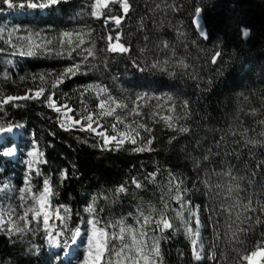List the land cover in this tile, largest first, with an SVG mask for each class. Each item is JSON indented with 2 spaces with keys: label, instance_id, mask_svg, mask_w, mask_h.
Instances as JSON below:
<instances>
[{
  "label": "trees",
  "instance_id": "1",
  "mask_svg": "<svg viewBox=\"0 0 264 264\" xmlns=\"http://www.w3.org/2000/svg\"><path fill=\"white\" fill-rule=\"evenodd\" d=\"M128 3L127 14L120 3H111L100 18L91 15L92 0H66L33 13L32 9L17 7L18 11L25 10L24 16H0V93L11 87L19 75L44 73L54 82L66 68L80 62V55L68 56L69 47L61 43L63 33L84 30L81 34L85 43L81 48L92 47L93 42L95 45V57L81 63L76 75L63 77L57 88H52V82L45 86L40 98L0 106V128H21L43 153V163L36 172L29 173L22 159L12 161L4 156L6 147L15 144L12 139L7 138L0 145V189L5 184L10 186L1 193L3 204L22 212L19 197L26 179L33 192L41 191L48 179L55 193L51 204L60 212L67 210L68 241L75 230L92 218L87 208L94 197L95 215L101 226L123 219L136 229L140 228L138 209L156 219L167 202L166 212L175 231L161 233L155 224L145 226V254L153 256L152 246L158 240L163 264H243L240 256L264 233V124L260 123L264 120V0ZM197 8L203 11L208 41L201 39L194 27ZM9 10L0 0V13ZM114 16L122 17L120 27L106 19ZM89 28L91 34H84ZM245 30L248 36H244ZM117 31L122 42L130 45L127 55L103 51L104 37ZM29 36L33 44L41 47L34 49V55L22 56L20 52H27L29 44L24 38ZM9 39L11 43L6 42ZM163 41L170 47L164 48ZM216 52L220 56L212 63ZM181 59L188 68L179 66ZM12 60H16L17 67ZM133 61L145 71H140ZM157 61L165 71L151 68ZM95 85L106 86L129 108L134 107L138 94L147 93L148 98L137 101L142 115L128 116V121L139 120L151 128L150 133L140 130L137 140L152 139V151L134 152L136 145L130 143L118 151L102 149L100 136L79 127H61L59 116L45 98L58 90L81 105L96 107L98 90L88 88ZM169 96L172 100L167 99ZM183 101L189 102L191 113L186 119L180 118L184 116ZM173 105L175 111L170 110ZM253 108L257 109L255 115L250 114ZM117 111L127 115L126 110ZM165 116L174 118V128L159 119ZM180 127L189 131L180 132ZM249 140L256 143L249 144ZM65 171L66 179L62 177ZM229 172L230 176L225 175ZM149 173H156L154 181L146 179ZM133 177L143 187L136 188L131 183ZM178 182L182 190L187 189L182 192L183 207L173 198V185ZM217 184L223 187L217 188ZM120 185H126L128 190L116 193ZM228 187L233 189L231 197L227 196ZM236 201L240 205L251 201L255 211L245 212L240 206L229 216L221 208L222 203ZM177 211L182 216H177ZM191 212H196L200 220L198 244L203 245V260L199 261L193 257L186 234V220H191L188 226L196 227ZM237 212L241 220L250 217L246 224L236 220ZM257 219L261 223L257 224ZM30 227L31 231L11 235L0 231V264H64L61 254L47 244L43 224L34 221ZM238 227L249 230L238 232L239 239H233L232 231ZM213 254L214 259L210 258Z\"/></svg>",
  "mask_w": 264,
  "mask_h": 264
},
{
  "label": "snow or ice",
  "instance_id": "2",
  "mask_svg": "<svg viewBox=\"0 0 264 264\" xmlns=\"http://www.w3.org/2000/svg\"><path fill=\"white\" fill-rule=\"evenodd\" d=\"M3 2L6 3L9 8L18 7L21 9L28 8L44 10L66 2V0H20L19 3H13V0H3ZM111 3H120L125 14H127L130 9L128 0H92V4L90 5L91 15L96 18H100L103 15V9H107ZM200 13L201 9L197 8L195 13V23L198 30L200 31V35L205 36L203 27L199 21ZM106 19L114 21L115 25L118 27L121 24L122 17L114 16L107 17ZM83 31L84 30L75 33H63L64 39L61 40V43L66 44L69 47L70 51L68 52V56L71 58L73 53H75L76 55H80L82 59L80 62L74 63L66 68L64 72L57 77L56 81L53 82L52 88H57L60 83H63V77L71 78V76L76 75L80 71L81 63L87 62L89 57H95L94 42L92 47L81 48V46L85 43L83 35L81 34ZM91 31L92 30L89 28L84 34L90 35ZM243 34L244 36H247L248 31L245 30ZM36 35H39V33H37ZM73 36H75V40L72 39ZM0 39H3L2 35H0ZM24 39H27L29 41L28 51H21L20 55H34V49L40 48L41 45L33 44L31 41V36ZM104 39L106 40V47L103 49V51L118 55H127L130 52V45L126 42H122L121 34L118 31L115 35L109 34L104 37ZM6 42L11 43V39ZM47 43L50 44L51 41H48ZM162 46L164 48L170 47V45L166 41L162 42ZM143 51L144 49H141V52ZM84 53H86V55H84ZM62 54L63 53H61V55ZM219 56L220 53L216 52L212 58V63H216V60ZM133 63L140 71H145V68H142L140 64L136 63L135 61H133ZM165 63H167V61H165ZM178 64L183 68L189 67L182 59L178 61ZM151 68H158L161 71L166 70L161 67L159 61L152 63ZM21 79H23V77H21ZM40 79L44 80L45 78L41 76ZM91 87H95L98 90V103L96 105L98 111L88 112V110L85 109L87 115H83L80 119H73L69 117V119H72L73 126L80 125V130L82 131L86 130L96 132L98 136L102 137L103 143L100 145L102 149L118 151L125 145V143H130L132 145H136L132 148V151L134 152L152 151L153 149L150 147L152 144V139H147L146 142L143 138H141L139 141L137 140V137H140V130L150 133L151 128H149L146 123L139 120L133 119L130 122L128 121V116L139 117L142 115V113L139 111L140 105L139 103H137V101L148 98L147 93L138 94L136 100L133 101L134 107L129 108L128 103H126L124 99L112 96L106 86H88V88ZM28 92H34V94L29 95L28 93H25L24 96L7 95L2 100H0V106L8 104L9 102L15 100L37 99L44 94L45 89L43 87H40L36 90L29 89ZM55 96L56 93L53 91L45 98V102L50 108H53L57 113H60L62 108L65 109V116H67V112L75 111L74 109L69 108L67 104L61 103L58 105L57 100L53 99V97ZM167 99L172 100V97L169 96L167 97ZM182 108L184 110V116L180 118L186 119L191 114L189 111V102L183 101ZM118 109L121 111L126 110L127 115L119 114L117 111ZM170 110L175 111V106L173 105ZM256 112L257 109L253 108L251 109L250 114L255 115ZM155 115L159 116V113H156ZM106 117L113 118L111 131L116 133L115 135H108V129L100 123V120ZM159 119L163 120L167 127L174 128V118L172 116L159 117ZM85 121L86 123H84ZM260 123L264 124V120L260 121ZM93 124L97 125L98 128H101L102 131L97 132V129L93 127ZM118 125L123 127H118ZM61 126L63 127V124ZM5 131H11V129L0 128V132ZM179 131L188 132L189 129L186 127H180ZM245 131H247V129H245ZM232 134L236 135L235 132H233ZM247 143L255 144L256 141L249 140L247 141ZM93 146L95 147L96 145ZM7 154L11 155L12 153L11 151H9ZM30 155L36 156V153L32 152L30 153ZM40 155L42 156L43 153H40ZM205 159H207V157H205ZM29 167L31 169V163ZM155 175L156 173H149L146 179L152 178L154 181ZM225 175L230 176L231 173H225ZM62 177L65 179L67 178L66 171L62 173ZM172 180H175V177H173ZM172 180H170V184H172ZM25 183V188L20 189L21 195L19 197L22 202L19 207L22 208L23 211L18 212L17 208L11 206L0 207V231L6 232L9 235L15 233H25L32 230L30 225L35 221L37 224H43L50 243H58L56 237L47 230L51 227L50 220H52L53 218L59 219L62 223H65L67 210L65 209V216H61L60 208H54L51 204V197L55 193L53 192L48 179H45L43 189L39 192L32 191L28 179H26ZM131 183L134 184L136 188L143 187L140 181L135 177L132 178ZM180 183L181 182H178L173 185L176 192V195L173 198L180 203L181 207H183L185 201L182 198V192L187 191V189L182 190L180 187ZM207 183L208 182L205 181L206 185ZM7 187L8 186L5 185L4 188L0 189V191H4ZM216 187L222 188L223 186L217 184ZM127 190L128 189L126 185H120L115 191L116 193H123ZM171 191L172 188L169 189V193H171ZM226 192L227 196L231 197L233 189L231 187H228L226 189ZM105 199H107V197H105ZM161 199L163 200V197H161ZM29 200H31V203H28ZM95 202L96 198L94 197L92 204H90L87 208V211L93 214L92 218L87 221V223L90 225V230L88 234V247L86 251L87 253L91 254V264H163L158 240L152 246L153 256L150 257L149 255L145 254L146 244L144 243L142 237L146 236L147 233L142 229H144L145 226L155 224V228L158 229L161 233L166 230H172L173 232L175 231L173 221L171 218H169L166 212V210L169 208V204L167 202L163 203V206L159 213V217L156 219H154L150 214L145 215L144 211L138 209L139 216L137 217V224L140 225L139 229L126 225L123 219L101 226L100 220L95 215ZM251 205V201L244 205H240L239 202L236 201L231 204L222 203L221 208L230 216L232 211L236 207L240 206L243 207L245 212H254L255 209L252 208ZM261 210L264 211V205L261 206ZM176 215L182 216V213L177 211ZM191 216L195 218L196 227L194 229L193 227L188 226L191 224V220H186V234L191 241L193 257L195 260L199 261L202 259L201 252L203 250V245L198 244L200 236V220L196 212H191ZM249 219L250 217H245L243 220H241L240 213L237 212L236 214V220L241 224H246ZM18 222H23V225L21 226V224ZM233 223H235V221ZM256 223L259 224L261 223V221L257 219ZM231 227L232 225L230 224L229 228ZM116 228H118V231H110V229ZM248 230L249 229L247 227H238L236 230L232 231V238L239 239L237 233H246ZM58 235H62V232H58ZM76 235H79V229H77L75 233H73V238ZM117 241L119 242V244L115 243ZM210 258L214 259V254ZM240 260L243 262V264H264V233L261 234V238L257 242H255L251 248L245 249L244 253L240 256ZM84 264H89L88 255L85 256Z\"/></svg>",
  "mask_w": 264,
  "mask_h": 264
},
{
  "label": "rangeland",
  "instance_id": "3",
  "mask_svg": "<svg viewBox=\"0 0 264 264\" xmlns=\"http://www.w3.org/2000/svg\"><path fill=\"white\" fill-rule=\"evenodd\" d=\"M122 9V7H121ZM35 10H40V9H32L31 12ZM40 10V12L45 11ZM25 10H17V7L10 8L9 12L7 13H0V16H24L25 15ZM122 23V22H121ZM121 25V24H120ZM120 25L118 27H120ZM248 36V35H247ZM17 62L16 60H12V65L14 67H17L15 65ZM43 76L45 79L41 80L40 77ZM23 77V79H21ZM53 82V79L50 76H46L44 73H39L37 75H28V76H18L15 83L9 87L5 92L0 93V100H2L5 96L7 95H12V96H23L25 93H28L29 95H33L34 92L29 93V89L36 90L40 87L45 88L46 85L50 84ZM56 96L53 97V99L57 100V104H67L69 108L74 109L75 111L72 112H67V116L64 115L66 112L65 109H61L60 113H57L59 116V123L60 125L63 124L64 129H69V128H74V127H79L80 125L73 126L72 124V119H69V117L73 119H80L83 115H87V112L85 109L88 110V112H96L98 111L97 107H90V106H84L81 105L79 101L75 100L73 97H71L67 93H63L61 91L55 90ZM40 98V97H39ZM23 99H21L22 101ZM35 100V99H34ZM19 101V100H15ZM53 109V108H52ZM54 110V109H53ZM113 122L112 117H106L104 119L100 120V123L103 124L105 128L108 129V135H115L116 133L111 131V124ZM86 123V121L84 122ZM93 127L97 129V132L102 131L101 128H98L97 125L93 124ZM118 127H123L119 126ZM11 131H5L0 133V145L4 144L7 138H10L15 142L13 146L6 147L5 149V155L7 159H10L12 161H18L20 159L23 160V163L29 173L36 172L38 169V166H40L43 163V155L41 156L40 153L41 150L37 146V144H32L30 142V138H28L27 135L23 134L22 129L19 127H14L10 128ZM10 132L4 136H1L2 134ZM91 132V131H90ZM96 134V132H92ZM97 135V134H96ZM102 139V137H100ZM11 151V155H8L7 153ZM35 152L36 156L30 155V153ZM31 163V169L29 167ZM8 187L0 192V207H5L3 204L2 200V194L5 193L6 190L10 189V186L8 184H5ZM4 185V186H5ZM3 186V188H4ZM61 216H65V209H63L60 212ZM67 215V214H66ZM89 219H87L83 225L79 228V235H76L73 238V233L70 235V240L67 241V238L69 236V231L67 230V222L65 220V223H62L61 220L53 218L50 220V225L51 227L47 230L48 232H51L53 236L56 237L58 243H50L49 238L47 239V244L54 250L56 254H61L60 257H62V261L64 264H84L85 261V256L88 255V262L91 264V254L87 253V241H88V234L90 230V225L87 223ZM58 232H62V235H58ZM200 239V238H199ZM199 241V240H198ZM202 259L203 260V255L201 253Z\"/></svg>",
  "mask_w": 264,
  "mask_h": 264
},
{
  "label": "water",
  "instance_id": "4",
  "mask_svg": "<svg viewBox=\"0 0 264 264\" xmlns=\"http://www.w3.org/2000/svg\"><path fill=\"white\" fill-rule=\"evenodd\" d=\"M204 17V14H203V11H202V9H201V13H200V17H199V21H200V24L202 25V27H203V30H204V32H205V36H201L200 35V31L198 30V28H197V25H196V23H195V21H196V15H195V17L193 18L194 20H193V23H194V27L196 28V32H198V34H199V36L201 37V39H203V40H205V41H208V39H209V35H208V31H207V26H206V23H205V19L203 18Z\"/></svg>",
  "mask_w": 264,
  "mask_h": 264
},
{
  "label": "bare ground",
  "instance_id": "5",
  "mask_svg": "<svg viewBox=\"0 0 264 264\" xmlns=\"http://www.w3.org/2000/svg\"><path fill=\"white\" fill-rule=\"evenodd\" d=\"M23 96H24V95H23ZM8 133H10V132H6V133L2 134L1 136H4V135H6V134H8Z\"/></svg>",
  "mask_w": 264,
  "mask_h": 264
}]
</instances>
